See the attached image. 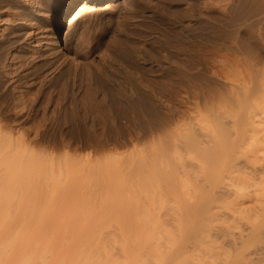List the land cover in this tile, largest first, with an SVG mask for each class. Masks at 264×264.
<instances>
[{
    "label": "rangeland",
    "instance_id": "374dc122",
    "mask_svg": "<svg viewBox=\"0 0 264 264\" xmlns=\"http://www.w3.org/2000/svg\"><path fill=\"white\" fill-rule=\"evenodd\" d=\"M4 1L0 0V43L3 42L0 45L4 42L9 45L1 60L0 72L12 73L8 81L12 91L9 100L0 101V112L8 106L11 113L16 112L14 117L25 113L30 119L0 132V218L3 217L0 221L6 218L0 225H39L42 218L52 220L40 225L118 226L124 223L115 220L136 219L141 223L135 225L161 226L157 238L149 233V241H171L173 250L197 242L193 253L186 252L170 262L165 258L143 256L149 264H215L219 254L211 255L206 251L208 245L202 241L201 233L207 220L206 207L211 203L208 189L219 182V174L226 172L229 164V156L218 146L221 136L218 116L232 119L238 71L245 72L248 64L264 70V0H110L107 5L95 4L88 13L74 20L72 11L84 0H54L72 8L65 32L70 34H67L70 46L81 58L71 55L51 37L55 14L50 0H33L32 8L24 4L23 15L12 0ZM14 12L21 15L17 17ZM12 34H18V39ZM7 38L10 42L16 40V44L7 42ZM87 84L90 89L86 88ZM120 87L127 89L125 93ZM151 89L155 92H150ZM116 90H122L123 96ZM68 110L72 112L67 114ZM73 120L84 124L70 127ZM21 132L37 150H33V157L30 148L22 142ZM208 140L212 141L209 144H213L212 148ZM66 149H70L71 154L67 155L71 157H66ZM89 152L92 155L88 158ZM60 166H73L68 168L73 171L69 174L71 178L63 175L66 173L63 168L64 173H60L63 180H56L63 185L53 183L52 174H48L51 167L59 170ZM7 167L9 172L15 170L17 176L9 173ZM31 169L33 176L32 173L30 176ZM42 169L48 176L38 175ZM236 174L231 175L238 182ZM217 204L215 210L228 215L227 205L230 204L223 200ZM85 218L114 222L92 221L91 224L84 223ZM67 219L77 222L64 223ZM254 225L264 227V217H255L235 231L247 232ZM81 231L83 235L78 233ZM78 232L79 239L71 238L74 241L85 238L87 242H83L89 243L86 247H92L84 246L86 250L95 251L97 255L102 252L100 249L104 250L106 262L94 255L96 260L92 261L97 264L127 263L122 257L124 254L121 255L123 250H120L124 249L121 243H126L129 235L130 245L133 244L131 237L132 241L136 240L129 230H126L128 236L112 228ZM260 243L256 244L260 246ZM257 245L251 246V251L258 248ZM141 251L148 253L149 249ZM110 255L115 257V263L108 261ZM85 262H89L87 258Z\"/></svg>",
    "mask_w": 264,
    "mask_h": 264
},
{
    "label": "bare ground",
    "instance_id": "6f19581e",
    "mask_svg": "<svg viewBox=\"0 0 264 264\" xmlns=\"http://www.w3.org/2000/svg\"><path fill=\"white\" fill-rule=\"evenodd\" d=\"M10 1V0H8ZM13 5H16L18 7L20 13L25 12V7L24 4H27L28 6H30L31 8L35 6V3L33 0H29V2L26 0L25 2L23 0H12ZM54 0H50L49 3L53 5V13L55 14L54 17H52V31H53V37L55 40V43H57L58 45H60V47L62 46L66 48V50L68 49L71 53V55H74L75 57L79 56L80 53H78V51H76L74 48H72L70 46V40L65 32V28H66V21L69 18V13L72 11L71 6L68 7L69 4H63V3H57ZM64 1V0H63ZM75 1V0H74ZM110 0H84L82 1L72 12H73V20L74 19H78L80 16H84L86 13H88L89 9L92 8L95 4H105L109 2ZM6 2V0L4 1ZM3 2V3H4ZM28 2V3H27ZM65 2V1H64ZM2 3V6L4 5ZM9 3V2H8ZM11 5V3H9ZM8 5V4H6ZM5 5V6H6ZM9 5V6H10ZM12 5V6H13ZM129 4V9L130 8ZM37 6V5H36ZM48 7V6H47ZM106 7V6H105ZM1 8V7H0ZM5 8V7H4ZM10 8V7H8ZM30 8V9H31ZM128 8V7H126ZM35 9V8H34ZM40 9V8H38ZM124 9V8H123ZM12 10V9H11ZM16 10V9H15ZM29 10V9H28ZM119 12L122 11V7L120 6L118 8ZM1 11V10H0ZM5 11V10H4ZM3 11V12H4ZM9 11V10H8ZM17 11V10H16ZM130 10L127 9V12H129ZM33 12V11H32ZM118 12V11H117ZM162 12V11H161ZM10 13V12H9ZM15 13V12H14ZM18 13V12H17ZM41 13V12H40ZM43 13V11H42ZM36 14V13H35ZM118 14V13H117ZM127 14V13H126ZM10 15V14H9ZM16 15V13L14 14ZM12 13V16H14ZM18 15V14H17ZM16 15V16H17ZM21 14H19L18 16H20ZM43 15V14H42ZM17 16V17H18ZM11 19V17H9ZM24 18V17H23ZM19 19V18H18ZM25 19V18H24ZM1 20V19H0ZM12 20V19H11ZM30 20V19H29ZM33 20V19H32ZM36 20V19H35ZM41 20V19H39ZM5 21V20H4ZM6 21H10V20H6ZM14 21V20H13ZM24 21V20H23ZM7 22V23H8ZM10 23H12V21H10ZM14 23V22H13ZM17 23V22H16ZM9 24V23H8ZM10 25V24H9ZM13 25V24H12ZM16 26V24H15ZM22 26V25H21ZM32 26V25H31ZM30 26V27H31ZM14 27V26H13ZM19 28V27H18ZM23 28V27H22ZM38 28V27H37ZM8 29V27H7ZM12 29V28H11ZM14 29V28H13ZM40 29V28H39ZM121 29V28H120ZM10 30V29H9ZM49 30V29H48ZM50 31V30H49ZM11 32V31H10ZM9 32V33H10ZM8 33V32H7ZM18 33V32H17ZM33 33V32H32ZM13 35V34H12ZM18 35V34H17ZM17 35H13L16 36V40L18 39ZM70 35V34H68ZM185 35V34H184ZM11 36V35H9ZM20 36V33H19ZM182 36V35H181ZM187 35L183 36L184 38ZM12 37V36H11ZM36 37V36H35ZM45 37V36H44ZM10 38V37H9ZM14 39V38H13ZM12 39V40H13ZM27 39V38H26ZM188 39V37L186 38ZM4 40V39H3ZM7 38V42H10V40ZM16 40H14L16 42ZM20 40V39H19ZM176 40V39H175ZM183 40V39H182ZM185 40V39H184ZM10 42L13 44V42ZM47 41V40H46ZM53 41V40H52ZM162 41V39H161ZM177 41V40H176ZM187 41V40H186ZM6 42V43H7ZM14 42V43H15ZM18 42V41H17ZM49 42V41H48ZM163 42V41H162ZM166 42V41H165ZM3 43V42H1ZM0 43V44H1ZM29 43V42H28ZM50 43L51 42L50 40ZM174 43V42H173ZM186 43V42H185ZM188 43V42H187ZM5 44V42H4ZM0 45V63L1 60H3L4 55L6 56L5 52L8 50H6V47L9 44L6 45ZM16 44V43H15ZM20 44V43H19ZM158 44V43H157ZM181 44V43H180ZM64 45V46H63ZM167 46V44H165ZM170 45V44H169ZM14 46V45H13ZM164 46V45H163ZM162 46V47H163ZM183 46V45H182ZM156 47V46H155ZM165 47V46H164ZM168 47V46H167ZM171 47V46H170ZM173 47V46H172ZM10 49V46L9 48ZM170 49V48H169ZM165 50V49H164ZM191 50V49H188ZM170 51V50H169ZM18 52V51H17ZM42 52V51H41ZM191 52V51H189ZM166 53V52H165ZM173 53V52H172ZM44 54V53H43ZM41 54V55H43ZM193 54V52H192ZM191 54V55H192ZM82 55V54H81ZM194 55V54H193ZM197 55V54H196ZM8 56V55H7ZM17 56V55H16ZM22 56V55H21ZM26 56V55H25ZM32 56V55H31ZM73 56V57H74ZM85 56V55H84ZM199 56V55H198ZM18 57V56H17ZM24 57V56H22ZM35 57V56H32ZM42 57V56H41ZM197 57V56H196ZM201 57V56H200ZM78 58H81L80 56ZM194 58V57H193ZM199 58V57H198ZM17 59V58H16ZM21 59V58H20ZM23 59V58H22ZM41 59V58H40ZM45 59V58H44ZM86 59V58H85ZM140 59V58H139ZM170 59V58H169ZM195 59V58H194ZM201 59V58H200ZM197 59V60H200ZM25 60V58H24ZM39 60V59H38ZM42 60V59H41ZM191 60V59H190ZM18 61V60H17ZM29 61V60H28ZM33 61V60H32ZM241 61V60H240ZM22 62V61H21ZM169 62V61H168ZM175 62V61H174ZM179 62V61H178ZM196 62V61H195ZM242 62V61H241ZM27 64V62H25ZM24 63V64H25ZM190 63V61L188 62ZM200 63V62H199ZM5 64V63H4ZM23 64V63H22ZM21 64V65H22ZM25 64V66H26ZM31 64V62H30ZM44 64V63H43ZM46 64V63H45ZM49 64V63H48ZM169 64V63H167ZM171 64V63H170ZM174 64V63H173ZM192 64V62H191ZM204 64V63H203ZM242 64V63H241ZM20 65V64H19ZM18 65V66H19ZM47 65V64H46ZM185 65V64H184ZM196 65V64H195ZM199 65V64H198ZM244 65V64H243ZM5 66V65H4ZM24 66V65H23ZM22 66V67H23ZM24 66V67H25ZM29 66V65H28ZM45 66V65H44ZM52 66V65H51ZM169 66V65H168ZM167 66V67H168ZM183 66V65H182ZM242 66V65H241ZM240 66V67H241ZM255 65L253 64H248L246 65V71L243 72V70H239L238 71V79H237V83H236V94L234 97V114L232 115V119L225 120V116L222 115L221 117L218 116V123L219 126L221 128V136L219 137L218 141V146H221L220 148L223 149V152L225 153L226 156H229V164H228V168L226 172H223L222 174H219V180L217 178V181H219L217 184H212V186H210V189H208V194L211 195V203L206 207V213H207V220H206V225L205 227L202 229L203 233V239L202 241L207 244L206 246V251L209 252L211 255L214 254H219V259L215 264H264V227L261 225H254L253 227H251L250 231L248 230L247 232H245V230H241V231H235V230H240L246 223H249L252 221V219H254L255 217H264V70L262 67V70L259 68H255ZM2 67V66H1ZM23 67V68H24ZM179 67V65H178ZM186 67V65H185ZM3 68V67H2ZM28 68V67H27ZM26 68V69H27ZM39 68V67H38ZM170 68V67H169ZM8 69V67H7ZM13 69V68H12ZM19 69V68H18ZM30 69V68H29ZM183 69V68H182ZM3 70V69H2ZM6 70V68H5ZM17 70V69H16ZM21 70V69H20ZM43 70V69H42ZM45 70V69H44ZM169 70V69H167ZM256 70V71H255ZM25 71V70H24ZM31 71V70H30ZM166 71V70H165ZM19 72V71H18ZM16 72V73H18ZM32 72V71H31ZM39 72V69H38ZM37 72V73H38ZM171 72V71H170ZM174 72V70L172 71ZM168 73V72H167ZM166 73V74H167ZM175 73V72H174ZM182 73V72H181ZM12 75V73H10ZM15 74V73H14ZM11 75H9L8 71L7 72H0V101H6L9 97H10V84H9V78L11 77ZM27 75V74H26ZM135 75V74H134ZM178 75V74H177ZM14 76V75H13ZM38 76V75H37ZM139 76V75H138ZM173 76V75H172ZM176 76V75H175ZM24 77V76H23ZM26 77V76H25ZM30 77V75H29ZM43 77V76H42ZM171 77V76H170ZM27 78V77H26ZM25 78V79H26ZM41 78V77H40ZM55 78V77H54ZM57 78V77H56ZM176 78V77H175ZM179 78V77H178ZM16 79V78H15ZM23 79V78H22ZM157 79V78H156ZM171 79V78H169ZM56 80V79H55ZM12 81V80H11ZM54 81V80H52ZM139 81V80H138ZM8 82V84H7ZM23 82V81H22ZM152 83L154 81H151ZM150 82V83H151ZM31 83V82H30ZM51 83V80H50ZM118 83V82H117ZM131 83L133 84V82L131 81ZM49 84V83H48ZM47 84V85H48ZM33 85V84H32ZM46 85V86H47ZM85 85V84H84ZM149 85V84H148ZM13 86V85H12ZM17 86V85H16ZM41 86V85H40ZM146 86V85H145ZM25 87V86H24ZM122 87V86H121ZM120 87V88H121ZM136 87V86H135ZM147 87V86H146ZM32 88V87H31ZM40 88V87H39ZM51 88V87H50ZM89 88V85L87 84V87ZM93 88V87H92ZM116 89V88H115ZM123 89V88H121ZM37 90V88H36ZM35 90V91H36ZM51 90V89H49ZM48 90V91H49ZM92 90V89H91ZM124 90V89H123ZM127 90V89H125ZM125 90L123 93H125ZM154 90V89H153ZM47 91V90H46ZM118 95H120V93L122 94V90H116ZM115 91V92H116ZM149 91V90H148ZM152 91V89L150 90V92ZM17 92V91H16ZM21 92V91H20ZM28 92V91H27ZM38 92V91H37ZM127 92V91H126ZM129 92V91H128ZM147 92V91H146ZM155 92V91H152ZM130 93V92H129ZM132 93V92H131ZM138 93V91H137ZM149 93V92H148ZM146 93V94H148ZM22 94V93H20ZM19 94V95H20ZM31 94V93H30ZM133 94V93H132ZM139 94V93H138ZM152 94V93H151ZM134 95V94H133ZM25 96V95H24ZM31 96V95H30ZM29 96V97H30ZM123 96V94H122ZM124 96H127L126 94ZM135 96V95H134ZM33 97V95H32ZM31 97V99H32ZM23 98V97H22ZM26 98V97H25ZM28 98V97H27ZM26 98V99H27ZM14 99V98H13ZM34 99V98H33ZM130 99V98H129ZM9 100V99H8ZM11 100V99H10ZM22 100V99H19ZM128 100V99H127ZM15 101V100H14ZM34 101V100H33ZM32 101V102H33ZM9 102V101H8ZM37 102V101H36ZM18 103V102H17ZM26 103V102H25ZM29 103V102H28ZM34 103V102H33ZM39 103V102H38ZM6 104V103H5ZM9 104V103H8ZM2 105V104H1ZM26 104H24L25 106ZM31 105V104H30ZM65 105V104H64ZM70 105V104H69ZM75 105V104H74ZM80 105V104H79ZM12 106V105H11ZM29 106V104H28ZM27 106V107H28ZM66 106V105H65ZM21 107V106H20ZM1 108V107H0ZM23 108V104L21 109ZM37 108V107H36ZM39 108V107H38ZM72 108V107H70ZM88 108V107H87ZM90 108V107H89ZM8 106H6V108H4L3 110L1 109L0 112V132H2L3 130H10L11 127L18 123V124H22V123H26V121H28L30 119L29 115H25L24 114H20L19 117H14L16 115V112L13 111V113H11V109ZM15 109V108H14ZM26 109V108H24ZM75 109V108H74ZM65 110V109H64ZM78 110V109H77ZM83 110V109H82ZM28 111V110H27ZM81 111V110H80ZM137 111V110H136ZM135 111V112H136ZM19 112V111H17ZM31 112V111H30ZM28 112V114L30 113ZM46 112V111H45ZM54 112V110H53ZM52 112V113H53ZM62 112V110H61ZM66 112V111H65ZM72 111L67 112L70 113ZM89 112V111H87ZM23 113V112H22ZM38 114V113H37ZM46 114V113H45ZM57 114V113H56ZM64 114V113H63ZM62 114V115H63ZM66 114V115H67ZM80 114V113H79ZM82 115L84 113H81ZM89 114V113H88ZM87 114V116H88ZM14 115V116H13ZM31 115V114H30ZM34 115V114H33ZM36 115V112H35ZM44 115V114H43ZM48 115V114H47ZM53 115V114H52ZM65 115V116H66ZM72 115V114H71ZM81 115V116H82ZM86 115V113L84 114ZM228 115V114H227ZM50 116V115H48ZM86 116V117H87ZM78 117V116H75ZM74 117V118H75ZM80 117V116H79ZM84 117V116H83ZM12 118H14L12 120ZM18 118V121H17ZM43 118H46L43 117ZM67 118V117H66ZM65 118V119H66ZM231 118V117H230ZM16 119V120H15ZM50 119V118H49ZM57 119V118H56ZM62 119V118H60ZM68 119H71L70 117ZM77 119V118H75ZM46 120V119H45ZM63 121V120H61ZM69 122V121H68ZM86 122V121H85ZM82 123V122H81ZM78 120H73V122H71L69 124L70 127H77V125L81 124ZM62 124V123H61ZM66 124V123H65ZM84 123H82L83 125ZM86 124V123H85ZM36 125V124H35ZM46 125V124H45ZM60 125V124H59ZM88 125V124H87ZM84 125V126H87ZM48 126V125H47ZM90 126V125H89ZM18 127V126H17ZM37 127V126H36ZM43 127V124H42ZM49 127V126H48ZM63 127V126H61ZM68 127V126H66ZM81 127V126H80ZM27 128V127H26ZM39 127H37L38 130ZM46 128V127H45ZM56 128V127H55ZM83 128V127H82ZM24 129V128H23ZM22 129V130H23ZM32 129V128H31ZM34 129V128H33ZM67 129V128H66ZM73 129V128H72ZM76 129V128H74ZM35 130V129H34ZM20 131V130H19ZM24 132H21V138H22V142L26 144V146L30 151V156L33 157V150H36V148L34 146H30V141L28 140L25 136L26 134H23ZM213 140V139H211ZM64 141V140H63ZM21 144H23L21 142V139L19 141ZM36 142V141H35ZM65 142V141H64ZM212 143V141L208 140V145ZM214 143V141H213ZM65 144V143H64ZM210 147L213 146V144L209 145ZM215 146V145H214ZM209 147V148H210ZM27 148V149H28ZM32 148V150H31ZM212 148V147H211ZM40 149V148H39ZM45 150V149H43ZM70 150V149H69ZM66 149V157H71V155H67V154H71V152ZM32 151V152H31ZM37 151V150H36ZM41 152V151H38ZM44 153H46L45 151H43ZM36 153V152H35ZM42 153V152H41ZM27 154V152H26ZM39 154V153H38ZM28 155V154H27ZM43 155V154H42ZM87 157H91L90 155H92L91 152H89L88 154H86ZM36 157V156H35ZM24 158V156H23ZM228 158V157H227ZM22 159V158H21ZM30 159V158H28ZM70 159V158H69ZM32 160V159H31ZM63 160V159H62ZM227 160V161H228ZM67 161V159H66ZM40 162V161H38ZM29 163V162H28ZM51 163V162H50ZM59 163V162H58ZM61 163V162H60ZM67 163V162H66ZM32 164V163H31ZM53 164V163H52ZM79 165V163H77ZM14 165H16V163H14ZM41 165V164H40ZM74 165V164H73ZM75 164V166H78ZM99 165V164H97ZM107 166V163L105 164ZM9 166V164L7 165ZM11 166H13V164L11 163ZM22 166V164H21ZM20 166V167H21ZM96 166V165H95ZM101 166V165H100ZM105 166V167H106ZM54 167V166H53ZM73 167V166H72ZM72 167H68L71 168ZM80 167V166H79ZM8 168V167H7ZM32 168V167H31ZM34 168V167H33ZM60 168L59 170H62L60 172H58L59 170H56L55 168L52 169L51 167V172L49 171V175H51V179L53 180V183H56L57 181L63 180L61 177V174L64 169L66 172L63 175H66V177L72 173L73 171H71V169L69 170L67 167L66 168H62L61 166L58 167ZM85 168V167H84ZM98 169V167H96ZM14 169V166H13ZM47 169V168H46ZM83 169V168H82ZM88 169V168H87ZM95 169V168H94ZM104 169V168H101ZM100 169V170H101ZM107 169H109L107 167ZM20 170V169H19ZM18 170V171H19ZM37 170V169H36ZM36 170L34 173H36ZM45 169H42L40 172H38V175H42L43 173L45 174V172H42ZM58 172V179H55V176H57V174H55L56 172ZM74 170V168H73ZM77 170V168H76ZM89 170V169H88ZM105 170V169H104ZM9 172V168L7 170ZM10 171V172H14ZM69 171V172H67ZM75 171V170H74ZM77 171L80 172V169H78ZM106 171V170H105ZM111 171V170H110ZM9 172V173H10ZM63 172V173H64ZM90 172V170H89ZM109 172V171H108ZM221 172V170L219 171ZM11 173V174H12ZM20 173V172H18ZM32 173V169L30 171V176ZM78 173V172H77ZM91 173V172H90ZM93 173V171H92ZM235 173H237L239 175V180L238 182H236L235 180L232 179V175H234ZM106 174V173H105ZM112 174V173H111ZM217 174V175H218ZM232 174V175H231ZM236 174V175H237ZM13 175V174H12ZM14 175L15 172H14ZM35 175V174H34ZM37 175V176H38ZM47 175V174H45ZM45 175H42L40 177H43ZM55 175V176H54ZM102 175V174H101ZM108 175V174H107ZM110 175V174H109ZM237 175V176H238ZM17 176V175H16ZM33 176V173H32ZM48 176V175H47ZM46 176V177H47ZM54 176V177H52ZM60 176V177H59ZM98 176V175H96ZM28 177V176H26ZM35 177V176H34ZM65 177V176H64ZM70 177V175H69ZM72 177V176H71ZM70 177V178H71ZM14 178V177H13ZM21 178V177H20ZM24 178V177H23ZM45 178V177H44ZM48 178V179H50ZM75 178V177H74ZM227 178L229 179V181H227ZM40 178H37V181ZM47 179V178H46ZM45 179V180H46ZM50 179V181H51ZM41 180V179H40ZM39 180V181H40ZM57 180V181H56ZM67 179H65L66 181ZM70 180V182H73L71 180L74 179H68ZM79 180V179H77ZM82 180V178H81ZM63 182V181H62ZM70 182L67 184L70 185ZM59 184H62L61 182H57ZM56 183V184H57ZM64 183V182H63ZM79 183V182H78ZM77 183V184H78ZM82 183V182H81ZM79 183V184H81ZM40 184V182H39ZM44 184V183H43ZM63 185V184H62ZM68 185V186H69ZM47 186V185H46ZM56 186V185H55ZM78 188H80V186L74 185ZM73 187V186H72ZM71 187V188H72ZM32 189V188H31ZM38 189V188H37ZM65 189V188H64ZM68 189V188H67ZM73 189V188H72ZM9 190V189H8ZM75 190V189H74ZM42 191V190H40ZM51 191V189H50ZM54 191V190H53ZM56 193V191H55ZM54 194V193H52ZM55 195V194H54ZM52 199V198H51ZM8 200V199H7ZM226 201V204H230L227 205L228 209L230 210L228 215H225V213H221L219 210H215L217 207V203L220 201ZM53 201V200H51ZM228 201V202H227ZM50 202V201H49ZM58 204V203H57ZM54 205V204H53ZM35 206V205H34ZM62 206V205H61ZM31 207V206H30ZM41 207V206H40ZM230 207V208H229ZM31 209V208H30ZM39 209V208H37ZM48 209H51L48 208ZM62 209V208H61ZM49 211V210H48ZM90 211V210H88ZM1 212V211H0ZM30 212V211H29ZM28 212V213H29ZM47 212V211H46ZM75 212V211H74ZM111 212V211H110ZM27 213V214H28ZM96 213V212H95ZM103 213V212H101ZM40 214V213H39ZM78 214V213H77ZM81 214V213H80ZM121 214V213H120ZM11 215V214H10ZM25 215V214H24ZM42 215V214H41ZM83 215V214H82ZM103 215V214H102ZM7 216V215H6ZM9 216V215H8ZM7 216V217H8ZM17 216V215H16ZM37 216V215H36ZM60 216V215H59ZM1 217V215H0ZM45 217V216H44ZM3 218V217H2ZM0 218V219H2ZM24 218H26V216H24ZM29 218V217H27ZM6 218H4L2 220V222L0 221V223L5 222ZM8 219V218H7ZM19 219V218H18ZM31 219V218H29ZM37 219V217L35 218ZM42 220V218H40ZM36 220V222L38 221L39 225H30V226H12L10 225H0V264H37V262L39 264H97L96 261H92V260H96L99 259L101 257L102 260L106 259L104 258V250H101L102 252H98L99 256L96 254L97 252H93L92 250H86V248H91L92 247H86L85 244H89V243H84L83 241L87 242L84 239H82L83 241H74L77 239H79V236L77 235L78 233L82 234L83 231L78 232V230H99V229H119V231H124L126 234V230H129L131 233H133V239H136L135 241H132V237H131V244L133 242L132 245L129 244V236L128 239L126 241V243L124 246H122L123 244L121 243V248L124 247V249L122 248L120 251L123 250V252H121V255L124 254V256H122L123 258H125L126 261H128L127 263L124 264H137L139 262H142V264H149L148 259H144L143 256H148V257H156V258H165L166 260H172V259H176L185 254L186 252L193 253L191 251L195 250L197 245L195 241L190 242L189 244H186L185 247H181L180 249L177 250H173L172 246H171V241H168L167 243L165 242H161L159 240L157 241H149V233L152 232V237L157 238L158 237V233L159 231H157L159 228H161V226H144V225H135L137 222L141 223L140 220H134V219H130V218H126L128 220H126L124 218L121 220H115L116 223H124L123 225H118V226H70L65 224L64 226H52V225H47V224H41L40 222H48L49 220ZM62 219V218H61ZM106 219V218H105ZM52 220V219H51ZM51 220L49 222H51ZM68 220V219H67ZM86 220V218H85ZM89 220V221H88ZM86 221L82 220L84 223H90L91 224L93 222L97 223V222H101V223H111L112 221L114 222V220H109L106 219L104 221V219L101 221H95L92 220L90 221V219H88ZM108 220V221H107ZM24 221V220H23ZM27 221V220H26ZM56 221V220H55ZM52 221V222H55ZM76 220L72 221V219L69 221H65L66 222H75ZM82 221H78V222H82ZM111 221V222H110ZM18 222V220H17ZM20 222V221H19ZM34 222V221H33ZM61 222V221H60ZM77 222V221H76ZM125 222H129L128 224H126ZM130 222L134 223L133 225L130 224ZM144 223H148L151 221H143ZM56 223V222H55ZM121 223V224H122ZM130 224V226H129ZM26 225V224H25ZM83 225V224H82ZM87 225V224H86ZM128 225V226H127ZM132 225V226H131ZM71 229H74L71 230ZM75 229H78L77 231H75ZM60 230H62L63 232H59ZM71 230L70 232L67 231ZM73 231V232H72ZM78 232V233H77ZM86 232H90V231H86ZM84 232V234H88ZM97 232V231H96ZM128 232V231H127ZM65 235H64V234ZM67 233L71 234L72 236L67 237ZM74 233L77 235V237L74 235ZM129 233V232H128ZM130 233V234H131ZM61 234V235H60ZM79 234V235H80ZM93 234V233H92ZM97 234H99L97 232ZM200 234V235H201ZM83 235V234H82ZM91 235L88 234V236ZM135 235V236H134ZM199 235V236H200ZM94 236V235H93ZM70 237V238H69ZM74 240H72V238ZM87 237V236H85ZM92 237V236H91ZM202 237V236H201ZM200 237V238H201ZM209 237V238H207ZM68 238V239H67ZM83 238V237H82ZM97 238V237H95ZM99 238V237H98ZM124 238V237H123ZM126 238V237H125ZM169 238V236H168ZM199 238V239H200ZM205 238V239H204ZM71 239V240H69ZM88 239V238H87ZM92 240V239H90ZM96 240V239H95ZM123 240V239H121ZM101 241V240H100ZM152 241V242H151ZM201 241V242H202ZM93 242V241H92ZM91 242V243H92ZM103 242V241H102ZM101 242V243H102ZM124 242V241H123ZM257 242H261L260 246L257 245ZM90 243V244H91ZM193 243V244H191ZM94 245V243H93ZM173 245V244H172ZM193 245L194 248H193ZM254 245L259 246L258 248H256L255 250L251 251L250 247ZM86 248H85V247ZM96 246V245H95ZM98 246H101L98 244ZM174 247V246H173ZM98 248V247H97ZM104 248V247H103ZM102 248V249H103ZM106 248V245H105ZM175 248V247H174ZM193 248V249H192ZM252 248V247H251ZM142 249H149L148 253H144L141 250ZM248 249V250H247ZM250 249V250H249ZM97 251H99L98 249H96ZM107 250V249H105ZM249 251V252H248ZM109 252V251H107ZM100 253H102V255L104 256H100ZM111 253V251H110ZM144 253V254H143ZM109 254V253H107ZM106 254V255H107ZM120 254V253H119ZM189 254V253H188ZM94 255H96V257H94ZM119 255V256H121ZM186 255V254H185ZM111 256V255H110ZM108 257V261H111L113 263H115V257L109 258ZM115 256V255H114ZM141 256V257H139ZM75 257V258H74ZM94 257V259H93ZM99 257V258H98ZM86 258L89 261L88 263H86ZM89 258V259H88ZM92 258V259H91ZM114 258V260H113ZM118 258V257H117ZM116 258V260H117ZM64 259V260H63ZM111 259V260H110ZM164 259V260H165ZM65 261V262H63ZM92 261V262H91ZM174 261V260H173ZM42 262V263H41ZM103 262V261H102ZM104 262V263H105ZM118 262V261H117ZM116 262V264H118ZM122 262V261H121ZM167 263V261H166ZM172 263V261H171ZM99 264V263H98ZM103 264V263H102ZM123 264V262H122ZM141 264V263H139ZM165 264V263H164ZM170 264V263H167ZM213 264V263H212Z\"/></svg>",
    "mask_w": 264,
    "mask_h": 264
}]
</instances>
